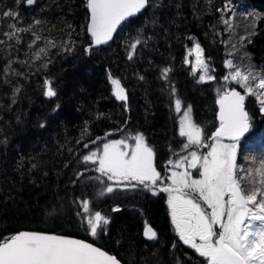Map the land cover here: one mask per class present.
<instances>
[{"label": "trees", "instance_id": "1", "mask_svg": "<svg viewBox=\"0 0 264 264\" xmlns=\"http://www.w3.org/2000/svg\"><path fill=\"white\" fill-rule=\"evenodd\" d=\"M231 2L234 12L239 9L259 17L243 50L249 64L256 70L264 68V0ZM224 4L225 0H212L211 4L207 0H151L138 17L123 23L112 42L86 52L92 44L86 32V0H35L31 6L26 0H0V13L17 12L21 26L40 19L45 26L40 34L62 43L69 38L70 24L75 41L71 52L58 47L45 60L33 62L32 52L46 45L38 43L29 50L32 37L25 33L21 45L0 52V240L22 231L42 232L89 242L122 264L201 263L187 247H173L166 193L159 192L158 186L168 183L169 159L175 161L187 154L182 151L185 141L178 134L180 113L175 111L174 99L182 101V110L191 105L194 122L203 128L205 137H210L219 127L217 89L225 84L237 88L223 80L227 74L224 61L230 59L233 38L220 20L222 13L216 11ZM10 22L0 16V33L8 30ZM138 34L148 43L140 45L129 61L127 44ZM194 42L203 48L215 80L198 83V72L193 75L192 68L184 63ZM8 51L10 58L28 61L12 64L23 75H13L9 70L4 76ZM47 59L51 63L44 68L41 65ZM165 67L171 68L167 81L160 78ZM109 75L121 81L128 97L127 108L113 96ZM45 79L51 81L54 97L44 95ZM172 87L175 97L170 93ZM245 108L252 128L239 141L237 159L264 136V115L256 99L246 97ZM86 123L89 131L81 139ZM136 133L143 134L154 151V166L162 177L153 186L156 194L140 185L136 188L144 190L140 195L136 190L98 195L102 187L90 179L99 175L97 166L85 165L82 156L107 141L129 140ZM97 137L103 139L83 148V143ZM78 172L84 173L79 180ZM77 198L88 199L92 212L100 211L109 219L96 237L77 215ZM53 209L58 211L49 214ZM146 223L157 232L156 241L144 240Z\"/></svg>", "mask_w": 264, "mask_h": 264}, {"label": "snow or ice", "instance_id": "2", "mask_svg": "<svg viewBox=\"0 0 264 264\" xmlns=\"http://www.w3.org/2000/svg\"><path fill=\"white\" fill-rule=\"evenodd\" d=\"M34 2L35 0H26L28 6ZM211 2L212 0H207L208 4ZM150 4L151 0H86L89 13L86 32L92 44L88 45L85 51L112 40L118 26L140 14ZM216 11L222 13L220 20L226 26L225 30L234 31L232 21L235 12L231 0H225L224 7ZM0 16L12 21L7 24L8 30L0 33L3 37L0 38V52L21 45L22 34L25 33H30L32 37L27 44L29 50L38 43L46 45L32 52L33 62L45 60L52 49L58 47L61 51L73 50L75 41L71 36L74 28L70 24L67 25L70 30L67 33L69 38L58 43L40 34L45 28L40 19H34L32 23L21 26L15 11H3ZM243 16L246 20L251 19L253 26L259 18L251 13H244ZM252 34L254 33H249ZM245 40L246 37H240V42ZM147 43L148 40L142 39L138 34L127 44V59L133 60L139 46H146ZM242 46L240 43V47ZM231 47L233 51L228 53L229 56L240 51L236 43ZM203 52L201 45L194 42L184 60V63L188 64L189 56H195L192 74L196 75L199 69L198 83L216 79L212 74L214 69L210 68ZM5 55L9 59L4 68V76L8 75L9 70L13 75H23L12 68V64H27L28 61L10 58V51ZM248 59L250 60V57ZM49 63L51 60L47 59L41 66L46 68ZM224 67L229 71L223 80L238 85L243 89V93L236 87H227L226 84L217 89L219 127L210 137H205L203 128L194 122L191 105L183 109L178 134L185 141L182 151L187 154L175 161L169 159L167 164L174 165L177 169L184 168V171H172L168 177L171 183L159 190L169 194L171 224L179 241L205 258L207 264H264V150L258 155L245 156V163L241 164L237 160L236 144L252 128V118L245 108L246 97H255L259 111L264 115V68L256 70L251 64H235L231 59L224 61ZM170 72L171 68H162L160 78L167 81ZM109 81L113 86V96L118 101H124L127 108L128 97L121 81L111 75ZM18 91V88L14 89V93ZM170 93L173 97L176 96L174 87L170 88ZM44 95H56L48 79L44 80ZM174 107L177 113H181L182 101L179 98L174 99ZM43 126L42 124L41 127ZM88 131L86 123L81 139ZM107 135L110 133L105 134ZM224 137L232 143H222ZM130 138L134 141L133 145H129L127 139L112 140L103 143L101 151H89L87 155L82 156L81 160L85 165H97L95 171L99 175L90 179L102 186L98 195L113 193L120 187L124 190H134L140 185L153 192V195L156 194L153 186L162 181V177L153 163L154 151L146 144L143 134L136 133ZM102 139L97 137L96 140L83 143V148L88 149L89 144H96L97 140ZM206 140H211L212 143L208 144ZM76 143L80 144L81 140ZM204 147L208 148V151L199 153L198 149ZM189 169L198 172L199 178H194ZM76 175L79 180L84 173L78 172ZM74 203L78 205L77 215L87 224L91 236L96 237L98 231L105 230L104 226L109 224V219L100 211L92 212L88 199L77 198ZM56 211L58 210L53 209L49 214ZM113 211L118 212L120 209L113 208ZM143 235L149 241L158 239L157 232L147 223ZM175 246L173 244L174 248ZM0 264H121V261L82 240L50 233L22 231L0 240ZM177 264H180L179 260Z\"/></svg>", "mask_w": 264, "mask_h": 264}, {"label": "rangeland", "instance_id": "3", "mask_svg": "<svg viewBox=\"0 0 264 264\" xmlns=\"http://www.w3.org/2000/svg\"><path fill=\"white\" fill-rule=\"evenodd\" d=\"M244 13H251V14L255 15L252 12H248V11L236 9L235 15L233 16V21H232L233 22V25H234V31H231V32L229 31L230 36L233 37L232 38V42L230 43V49H231V51H233L232 50V47H231L233 43H236L238 47H240V43H242L243 46L240 47V51L239 52H235L232 56H230V59L233 60V62L235 64L248 65L249 62H248V60H247V58L245 56V51L243 50L245 41L240 42V37L243 36V37H246L247 38V36L249 35V33H251V31H252V29H253L254 26H253V22L251 21V19H248V20L244 19V16H243ZM189 61H190V63H188L186 65L187 66H190L192 68V65L195 63V56L194 55L189 56ZM226 70H227V73H228L229 70L228 69H226ZM242 71H243V68H242ZM197 72L199 74V69L197 70ZM229 82H231V81H229ZM231 83L234 84L233 82H231ZM234 85L237 86V90H239V91H241L243 93V89L239 88V86L236 85V84H234ZM182 112H183V110L181 111L180 116L182 115ZM239 141L236 142L237 148L240 145V142ZM127 142H128L129 145H133L134 144V141L132 139L127 140ZM211 143H212V141H210L209 144H211ZM222 143L230 144V142H227L226 140H222ZM102 145H101L100 149H97L95 151H97V152L101 151L102 150ZM262 150H264V136L261 137L260 139H258V143H254L252 145L251 150H248L247 152H244V153L241 154L240 158L237 159L238 160V163L244 164L245 163V160H244V157L245 156H248V155H258ZM207 151H208V148H206V147L198 149V152L199 153H206ZM153 163H154V160H153ZM172 171L182 172V171H184V168L177 169V168L174 167V165H172L169 176H171ZM189 171L193 172L194 178H199V173L198 172H196L195 170H192V169H189ZM93 183L96 184L97 181H94ZM170 183H171L170 180H168L167 185H169ZM162 185H164V184L161 183V185H159L158 187H160V186L161 187H164ZM167 185H165V186H167ZM117 190L127 191V190H124L123 187L116 188L115 191H117ZM134 190H136V189H134ZM136 191L139 192V195H140L142 193V191H144V190H142V191L136 190ZM165 193H166L167 208H168V212H169V215H170V209H169V206H168V195L169 194L167 192H165ZM110 198H111V202H114L115 201V199L113 197H110ZM100 204L101 203H98L99 206H100ZM218 231H219V229H218ZM181 244H183V243L181 242ZM185 246H187V245H185ZM200 261H201V263H199V264H207V261L203 257L200 258Z\"/></svg>", "mask_w": 264, "mask_h": 264}, {"label": "water", "instance_id": "4", "mask_svg": "<svg viewBox=\"0 0 264 264\" xmlns=\"http://www.w3.org/2000/svg\"><path fill=\"white\" fill-rule=\"evenodd\" d=\"M88 11V10H87ZM144 10H142V12H143ZM141 12V13H142ZM140 13V14H141ZM140 14H137L136 16H134V17H131L130 18V20L131 19H134V18H136V17H138ZM88 16H89V13H88ZM123 25V24H122ZM121 25V26H122ZM121 26H118V29L121 27ZM118 29H117V31H118ZM117 31L115 32V33H113V39H114V37H115V35H116V33H117ZM89 36V35H88ZM113 39L112 40H110V41H108L106 44H102V45H98V46H93V48L94 49H97V48H100V47H103V46H105V45H107V44H109L110 42H112L113 41ZM127 95V94H126ZM118 101V100H117ZM119 103H124L125 104V102L124 101H118ZM127 102H128V99H127ZM126 102V103H127ZM216 107H217V122L219 123V120H218V113H219V105L217 104L216 105ZM144 231V230H143ZM29 232V231H28ZM42 233V232H41ZM69 238H71V237H69ZM143 238L146 240V241H149V240H147L145 237H144V235H143ZM73 239H76V238H73ZM79 240V239H78ZM83 241V240H82ZM86 242V241H85ZM87 243H89V242H87ZM94 246V245H93ZM96 247V246H95ZM102 250V249H101ZM102 251H104V250H102ZM109 254V253H108ZM122 264V263H121Z\"/></svg>", "mask_w": 264, "mask_h": 264}, {"label": "flooded vegetation", "instance_id": "5", "mask_svg": "<svg viewBox=\"0 0 264 264\" xmlns=\"http://www.w3.org/2000/svg\"><path fill=\"white\" fill-rule=\"evenodd\" d=\"M222 140H226L227 142H230V143H232V141H230L228 138H226V137H224V138H222ZM159 192H161L160 190H158ZM158 192V193H159ZM169 217H170V215H169ZM170 227H171V230H172V232H173V234H174V244L177 246V245H183V244H181V241H179V238H178V236L176 235V233H175V231H174V228H173V225L171 224V218H170ZM217 231H218V228L216 229ZM145 240V239H144ZM183 246H185V245H183ZM185 247H187L191 252H192V254H194L197 258H202V257H200L198 254H196L195 253V251L193 250V249H191L189 246H185Z\"/></svg>", "mask_w": 264, "mask_h": 264}]
</instances>
